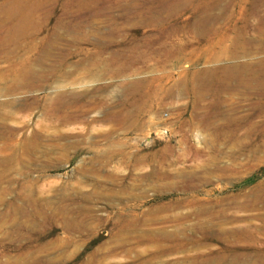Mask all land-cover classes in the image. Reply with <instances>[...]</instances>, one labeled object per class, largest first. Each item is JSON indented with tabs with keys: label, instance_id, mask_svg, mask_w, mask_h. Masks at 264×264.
Segmentation results:
<instances>
[{
	"label": "rangeland",
	"instance_id": "1",
	"mask_svg": "<svg viewBox=\"0 0 264 264\" xmlns=\"http://www.w3.org/2000/svg\"><path fill=\"white\" fill-rule=\"evenodd\" d=\"M0 264H264V0H0Z\"/></svg>",
	"mask_w": 264,
	"mask_h": 264
},
{
	"label": "bare ground",
	"instance_id": "2",
	"mask_svg": "<svg viewBox=\"0 0 264 264\" xmlns=\"http://www.w3.org/2000/svg\"><path fill=\"white\" fill-rule=\"evenodd\" d=\"M235 40V39H234ZM236 41V40H235ZM236 43V42H235ZM241 43V42H240ZM238 44V43H237ZM239 50V49H238ZM241 50V49H240ZM242 52V51H241ZM236 53V52H235ZM244 53V52H243ZM102 61V60H101ZM108 62V61H107ZM247 65V64H246ZM245 67L244 64L242 65H238L236 66V68H234V70H236L237 72H241V70ZM228 71V70H227Z\"/></svg>",
	"mask_w": 264,
	"mask_h": 264
}]
</instances>
